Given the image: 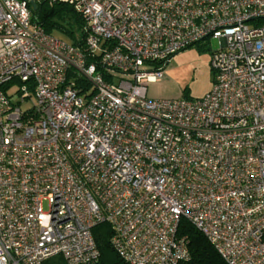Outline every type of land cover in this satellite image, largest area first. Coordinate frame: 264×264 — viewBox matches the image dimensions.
<instances>
[{
  "label": "built area",
  "instance_id": "obj_1",
  "mask_svg": "<svg viewBox=\"0 0 264 264\" xmlns=\"http://www.w3.org/2000/svg\"><path fill=\"white\" fill-rule=\"evenodd\" d=\"M29 1L0 0V264H97L102 222L125 263L177 264L181 220L264 264V0H45L79 14L82 48ZM206 39L211 89L148 97Z\"/></svg>",
  "mask_w": 264,
  "mask_h": 264
},
{
  "label": "trees",
  "instance_id": "obj_2",
  "mask_svg": "<svg viewBox=\"0 0 264 264\" xmlns=\"http://www.w3.org/2000/svg\"><path fill=\"white\" fill-rule=\"evenodd\" d=\"M35 4L36 8H31L33 23L40 25L47 33L62 34L72 45L82 48L85 36L84 23L72 7L59 2L47 3L45 0H35ZM111 233V228L106 222L98 223L91 230L99 251L97 264H127L112 249ZM177 233L186 236L189 251L188 259L179 261L177 264H226L209 241L188 221L179 222ZM44 264L65 263L58 255L47 259Z\"/></svg>",
  "mask_w": 264,
  "mask_h": 264
},
{
  "label": "rangeland",
  "instance_id": "obj_3",
  "mask_svg": "<svg viewBox=\"0 0 264 264\" xmlns=\"http://www.w3.org/2000/svg\"><path fill=\"white\" fill-rule=\"evenodd\" d=\"M53 35L69 42L60 33L55 32ZM217 47L216 40L206 39L173 55L165 65L162 78L157 82L148 84V97L199 98L205 95L211 89L215 78L210 60L212 52ZM16 89L15 86L13 91ZM16 97L17 95H13V100ZM32 101L33 98H28L27 104H31Z\"/></svg>",
  "mask_w": 264,
  "mask_h": 264
},
{
  "label": "water",
  "instance_id": "obj_4",
  "mask_svg": "<svg viewBox=\"0 0 264 264\" xmlns=\"http://www.w3.org/2000/svg\"><path fill=\"white\" fill-rule=\"evenodd\" d=\"M30 5L32 7V9H35L36 8V4H35V1L34 0H30Z\"/></svg>",
  "mask_w": 264,
  "mask_h": 264
}]
</instances>
